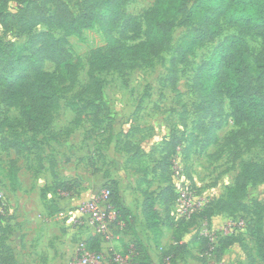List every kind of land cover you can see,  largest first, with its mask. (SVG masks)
<instances>
[{"label": "rangeland", "instance_id": "374dc122", "mask_svg": "<svg viewBox=\"0 0 264 264\" xmlns=\"http://www.w3.org/2000/svg\"><path fill=\"white\" fill-rule=\"evenodd\" d=\"M65 1L76 15L85 2ZM4 2L8 12L23 15L26 20L55 10L51 2L43 0H0V6ZM154 3L155 0H121V18L110 34L128 44L143 39L145 21ZM129 15L138 17L141 30L133 36L126 32L124 38L120 31ZM171 23L170 45L159 55L122 72L96 74L104 83L101 95L94 99L91 90L82 89L89 78V51L106 44L101 29L63 36L56 26L38 23L32 30H26L20 23L0 20V40L16 47L25 46L39 33L65 37L62 46L75 73L71 78L62 66L49 59L44 61V70L53 76L58 89V104L49 121L33 134L24 130L19 110L8 109L0 101V238L7 244L22 241V233L27 236L30 228L33 231L36 228L31 232L32 240L38 238L40 227L27 223L24 203L38 204L40 193L48 198L47 204L60 201L67 210L60 229L73 244V256L77 243L90 233V228L77 227L69 212L77 203L111 186L118 189L120 204L131 210L125 217L118 213L111 225L112 242L107 241L102 250L121 249L142 257L136 248V242H141L149 251L152 264H260L252 230L259 215L264 231V180L250 184L237 205L226 211L221 210L220 202L226 198L245 162L264 161V138L257 145L247 146L239 133L244 125L232 119L227 99H222L221 117L216 110L208 111L201 104L193 79L198 66L210 58L223 39L236 35L247 43L246 69L254 89L264 96L262 39L250 30L221 22L215 36L195 45L183 61L172 65L177 47L193 27L177 20ZM89 100L93 107L76 113L75 105L84 106ZM215 102L219 103L218 97ZM3 138L11 143L21 140L29 150L16 154L6 147ZM251 138V134L246 136L247 140ZM58 170L62 171L61 176L55 175ZM59 177L72 182L69 191L54 187ZM49 178L51 184L42 185ZM185 186L207 203L209 230L231 219L244 220V227L234 233L237 235L229 247L209 252L195 234L201 227L200 219L188 222L179 217L172 200ZM142 193L151 195L154 201L160 216L158 230H149L140 214ZM132 216L134 221H130ZM48 236L36 240L33 251L17 252L19 263L37 264ZM53 236L51 233L50 238ZM173 241L180 248H173L170 256H165L160 247L168 248Z\"/></svg>", "mask_w": 264, "mask_h": 264}, {"label": "trees", "instance_id": "16d2710c", "mask_svg": "<svg viewBox=\"0 0 264 264\" xmlns=\"http://www.w3.org/2000/svg\"><path fill=\"white\" fill-rule=\"evenodd\" d=\"M43 1L54 5L55 10L52 14L34 15L26 20L23 15L8 12L4 2L0 6V20L20 23L26 30H32L38 23L56 26L63 31V36H79L86 29H101L105 34L106 44L89 51L87 56L89 78L82 89L91 90L94 99L101 95L104 83L95 75L135 68L138 62L159 55L170 45L173 20L193 28L177 47V56L172 58V65L177 61H183L185 54L195 45L215 36L220 31L221 22L256 33L264 45V0H155L145 21L143 39L132 44L110 34L121 18V0H85L78 15L73 13L65 0ZM140 30L138 17L129 15L123 21L120 34L125 38L126 32L132 33L133 36ZM65 40V37L56 38L47 32L32 36L25 46L16 47L0 40V101L8 109L15 107L19 110L24 120V130L32 134L49 121L58 104V89L53 76L44 70V61L49 59L56 66H62L71 78L75 74L74 66L68 60L67 50L62 46ZM247 54L248 46L243 38L236 35L226 36L213 50L210 58L198 66L193 85L203 107L208 111L216 110L220 117L222 99H227L232 119L238 125H244L239 130L240 135L246 140L247 146H252L261 143L264 138V96L254 89L249 78L246 69ZM260 62L264 63L263 56H260ZM261 77L264 79V75ZM217 97L219 103L215 102ZM75 107L76 113L79 114L93 107V103L89 100L84 106L77 103ZM248 134L252 135L249 140L246 139ZM3 141L6 147L13 149L16 154H20L22 150H29L21 140L15 139L11 143L9 139L3 138ZM206 145L208 143H205ZM263 180L264 161L245 162L234 185L227 191L226 198L220 202L221 210L226 211L232 205H237L250 184ZM71 185L70 180L58 179L54 187L59 191H69ZM106 188L110 190L112 203L117 212L125 217L129 209L120 204L118 189L111 186ZM142 194V215L147 228L155 231L158 227L159 213L151 195ZM42 198L45 199L43 196ZM172 201L174 203V200ZM196 217L210 219L208 206L187 221L192 222ZM130 221H134L133 216L130 217ZM252 233L256 244V259L260 264H264L263 221L259 215ZM195 234L199 237L197 233ZM235 235L237 234L221 237L212 251L216 253L221 247H229ZM199 238L207 250V239ZM0 239V264H17L11 247L5 239ZM86 243L92 250L101 249V239L96 234L87 236ZM177 245V241H173L168 248L160 249L165 256H170L173 248L177 250L180 248ZM136 248L142 257L134 253L133 259L138 264H152L149 251L141 242H136Z\"/></svg>", "mask_w": 264, "mask_h": 264}, {"label": "built area", "instance_id": "2783aa9c", "mask_svg": "<svg viewBox=\"0 0 264 264\" xmlns=\"http://www.w3.org/2000/svg\"><path fill=\"white\" fill-rule=\"evenodd\" d=\"M202 199L195 196L188 186L179 190L174 199L179 217L186 220L192 219L207 205ZM69 213H71L70 217L73 215V223L77 227L83 225V227L90 228L89 234H96L101 242L111 241V225L117 220L118 212L112 203L108 188L77 203ZM196 219L201 221V227L199 230L196 229V233L199 237L207 239L209 252L213 250L221 237L232 235L245 225L242 218H235L228 220L218 228L209 230L207 217H196ZM86 238L79 240L68 264H138L133 259L132 252H125L121 249L109 252L111 249L102 250V248L92 250L88 248Z\"/></svg>", "mask_w": 264, "mask_h": 264}, {"label": "crops", "instance_id": "0c3cea01", "mask_svg": "<svg viewBox=\"0 0 264 264\" xmlns=\"http://www.w3.org/2000/svg\"><path fill=\"white\" fill-rule=\"evenodd\" d=\"M57 167L59 168V164H57ZM57 167L54 168L55 171ZM58 173L61 176L62 171L58 170V172H55V175H58ZM61 179L62 178L59 177V180ZM51 181L52 178H49L48 180H45L42 185L46 184L47 186H49L51 184ZM62 181H65V179ZM37 196L38 204L26 202L24 203V208L25 213L28 217L27 223L34 227H36V225L38 224L40 227L38 228L39 230L37 232L38 238L32 240L31 232H34L36 228H34V231L30 228V230H27V236L22 233L20 239L22 241H19L17 244L8 242V245L11 247L14 253V257L17 259L16 262L19 263L17 252L33 251L34 247L37 244L36 240H38L39 242L43 238H46L45 236L49 234L45 243V248L42 247L41 250L43 254H40V259L36 257L37 264H68L69 257L72 256L73 253V244L70 240H67L64 237L65 233H63V230L60 229V226H62V224L64 223V217L65 213H67V210L63 208L60 201L49 202V204H47L46 200H48V198L43 199L40 193H38ZM26 199L29 198L26 197ZM125 207L128 206L125 205ZM128 209L130 208L128 207ZM141 213L142 212L140 208V214ZM51 233H54L53 238H50ZM89 235L90 234L87 232L83 237H87ZM107 243L108 242H101L100 247L103 246L104 248L105 245H108ZM112 247H115V245L113 244ZM68 251H70V254L68 253ZM67 255L69 256L67 257Z\"/></svg>", "mask_w": 264, "mask_h": 264}]
</instances>
